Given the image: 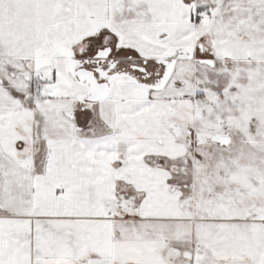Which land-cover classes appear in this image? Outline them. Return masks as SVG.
<instances>
[{
  "label": "snow or ice",
  "instance_id": "snow-or-ice-1",
  "mask_svg": "<svg viewBox=\"0 0 264 264\" xmlns=\"http://www.w3.org/2000/svg\"><path fill=\"white\" fill-rule=\"evenodd\" d=\"M0 264H264V0H0Z\"/></svg>",
  "mask_w": 264,
  "mask_h": 264
}]
</instances>
